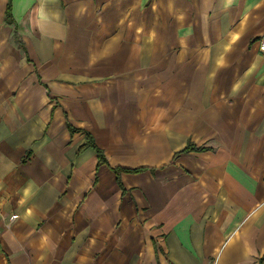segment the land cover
I'll list each match as a JSON object with an SVG mask.
<instances>
[{
	"label": "crops",
	"instance_id": "1",
	"mask_svg": "<svg viewBox=\"0 0 264 264\" xmlns=\"http://www.w3.org/2000/svg\"><path fill=\"white\" fill-rule=\"evenodd\" d=\"M263 35L264 0H0V264H264Z\"/></svg>",
	"mask_w": 264,
	"mask_h": 264
},
{
	"label": "trees",
	"instance_id": "2",
	"mask_svg": "<svg viewBox=\"0 0 264 264\" xmlns=\"http://www.w3.org/2000/svg\"><path fill=\"white\" fill-rule=\"evenodd\" d=\"M11 7L9 6V9H8V12H7V18H8V20L9 21H11L12 20V16H11ZM68 128L71 130V131H74V128L71 126V125H68ZM90 137V136H89ZM89 140H90V144L93 146V148L96 150V152H97V155H98V160H99V162H98V166H101L102 164H106L107 163V160H106V158H105V156L103 155V153H102V151L100 150V149H98L95 145H94V143H93V141H92V138L90 137L89 138ZM195 150V147L194 146H192V145H189L185 150H184V152H190V151H194ZM114 171L116 172V174H120L121 172H123V171H127V172H135V173H137V172H141V171H143V169H137V170H121V169H114Z\"/></svg>",
	"mask_w": 264,
	"mask_h": 264
},
{
	"label": "built area",
	"instance_id": "3",
	"mask_svg": "<svg viewBox=\"0 0 264 264\" xmlns=\"http://www.w3.org/2000/svg\"><path fill=\"white\" fill-rule=\"evenodd\" d=\"M259 51L260 53L264 54V35L262 36L260 40Z\"/></svg>",
	"mask_w": 264,
	"mask_h": 264
}]
</instances>
